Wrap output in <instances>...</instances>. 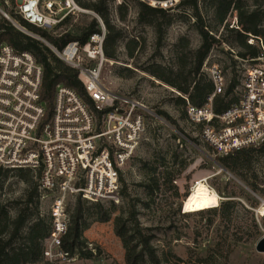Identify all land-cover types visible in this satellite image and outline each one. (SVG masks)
<instances>
[{"label":"rangeland","instance_id":"rangeland-1","mask_svg":"<svg viewBox=\"0 0 264 264\" xmlns=\"http://www.w3.org/2000/svg\"><path fill=\"white\" fill-rule=\"evenodd\" d=\"M152 1H163L165 8L172 7L167 16L158 18L163 25L159 34L152 26L138 23L135 0H108L107 3L111 20L122 36L118 42L117 59H107L102 65L101 82L109 91L141 105L144 116V129L137 147L119 170L125 193L119 197L118 203L113 202L114 207L109 200L100 201L105 208L111 209V218L106 222L96 219L94 202L84 203L83 236L95 257L80 259L74 256L69 261L51 263L125 264L124 249L114 233L112 220L120 213L126 216L135 207L143 232L150 235V241L164 264H264V253L255 250L257 241L264 237V216L255 219L251 210L257 203L251 191L257 195L264 193V151L253 154L250 167L238 170L240 176L228 171L216 160L213 150L201 140L199 128L188 119L183 105L176 101L177 90L151 75L150 68L170 67L176 70L179 50L175 46L181 37L188 40V51L196 49L200 42L192 26L191 11L175 7L179 0ZM16 2L8 0V4L4 5L5 11L10 12L12 17ZM118 6L121 7V15L118 14ZM199 8L207 23L213 24L210 1L201 0ZM84 10L71 15V25H84L92 18L97 19L93 11ZM232 14L233 11L227 21L233 20ZM67 27L70 26H61L56 32ZM215 34L220 37V31ZM223 35L226 36V33L223 32ZM217 48L211 51L208 60L218 62L223 70L225 65H229V60L218 51L223 49L232 51V54L236 48L226 42L221 44L220 49ZM83 63L91 64L86 59ZM121 67L132 69V77H118L117 70ZM230 71L229 66L224 71L227 81ZM159 110L167 112L175 124L159 115ZM172 153L176 154L175 158L171 157ZM165 167L172 182H161L154 195L157 208H143L142 204L148 200L143 186L146 175L151 168L161 171ZM251 181L257 184L256 190L248 187L247 182ZM225 186L227 191H235L238 196L226 195ZM26 187L12 171L0 187V199L12 214ZM174 189L178 192L177 198ZM227 199L236 203L229 220H224L220 213L208 212L207 209L212 207L218 209L221 201ZM74 202L75 198H70L67 208L73 209ZM178 204L181 213H187V216L174 211ZM48 208L49 201L39 199L40 215H47ZM254 222L258 233L253 229ZM169 248L172 254L168 252Z\"/></svg>","mask_w":264,"mask_h":264},{"label":"built area","instance_id":"built-area-1","mask_svg":"<svg viewBox=\"0 0 264 264\" xmlns=\"http://www.w3.org/2000/svg\"><path fill=\"white\" fill-rule=\"evenodd\" d=\"M141 1L165 8L163 1ZM7 4L8 0H0V16L42 41L21 26L15 15L56 33L66 17L86 11L74 0H17L12 17L4 9ZM232 15L229 26L239 29L235 13ZM95 17L100 29L90 34L85 44L69 41L58 49L47 43L60 60L78 70L95 110L108 109L101 115L100 130L94 112L73 89L62 84L56 85L52 113L42 123V65L31 53L17 52L5 42L0 44V167L40 170L39 199L49 201V234L43 242V255L50 263L73 258L62 248L70 198L118 203L119 170L132 156L144 129L143 107L109 91L101 82V68L107 60L103 54L106 30ZM247 42L257 44L259 53L240 59L237 103L221 113L214 110L213 98L224 93L226 78L217 62H209V56L202 69L213 88L205 103L195 106L184 97L188 119L199 127L201 140L218 156L264 143V45L251 35ZM85 59L91 64H84ZM251 193L257 201L251 210L258 219L264 216V193Z\"/></svg>","mask_w":264,"mask_h":264},{"label":"trees","instance_id":"trees-1","mask_svg":"<svg viewBox=\"0 0 264 264\" xmlns=\"http://www.w3.org/2000/svg\"><path fill=\"white\" fill-rule=\"evenodd\" d=\"M135 1L138 9V23L152 26L155 32L159 34L163 25L161 21H158V18L167 16L168 10L172 7H152L144 1ZM209 1L212 8L211 18L213 22L210 25L200 11L199 4L201 0L178 1L175 7L188 8L191 11L192 26L200 37L199 45L193 51H188V40L185 37H181L175 46L179 50L176 70L170 67L161 69H159L160 67H155L156 69L150 68L149 72L155 79L177 90L178 97H176V101L182 104L184 108L186 107L185 98L190 104L201 106L205 103L206 96L211 93L213 88L211 81L206 73L203 72V63L214 48L219 47L220 49L223 42L229 43L236 48L233 51L234 53L231 54L230 52L232 51H224L223 49L218 51L224 53L229 60V65H225L223 70L221 68L222 73L225 75L224 71L228 66L231 70L230 79L228 81L226 79L224 93L213 98L214 110L217 113H221L231 104L238 102L237 88L240 87L241 77L240 59L254 58L259 53L257 44H249L247 42L249 36L258 37L264 45V0H251L252 2L247 0ZM11 2L13 3L14 0H11ZM74 2L83 9L93 11L100 18L106 30L103 54L106 59L116 60L118 42L122 33L111 20L107 4L108 0H74ZM120 5L122 6V4ZM232 11L236 15L239 29L230 27L227 21ZM124 13L126 14V11ZM124 13L123 16L125 15ZM118 14H122L120 6H118ZM14 18L25 29L40 36L58 49L69 41H78L83 45L90 34L100 29V24L95 18H92L84 25H71V16H68L60 22L55 30L64 25L70 27L58 33L33 26L19 16L15 15ZM218 31H220V37L215 34ZM223 32L226 33V36L223 35ZM3 42L10 45L17 52L27 51L31 53L35 60L42 65L40 99L45 104V115L42 123L46 122L52 113L56 85L62 84L73 89L94 112L97 119V130H100L101 115L108 109L95 110L93 101L78 78V70L76 68L60 60L43 42L19 31L12 23L0 16V44ZM135 44L138 45V43ZM185 50L187 51L184 53ZM132 74L133 70L128 67H121L117 70V75L120 78L128 79L132 77ZM158 114L171 122V124H175L167 112L159 110ZM208 147L211 148L209 145ZM256 151H264V143L258 147L236 150L224 156L216 155V160L228 171L240 176L241 173H238V170L250 167L252 156ZM171 157L175 158L176 154L172 153ZM11 171L15 172L27 187L23 196L17 201L13 214L0 199V264H52L43 255V242L49 234V217L48 214L40 215L38 211L40 196L38 179L40 170L0 167V187L3 185L7 174ZM119 180L120 197L125 193L120 172ZM161 182H172V177L166 167L165 169L162 168L161 171L151 168L143 184L148 198L142 204L143 208H157L154 195L159 190ZM247 185L251 190L258 188L254 181L247 182ZM224 189L225 194L229 197L238 196L235 191H227L226 186ZM174 195L176 198L179 196L176 189H174ZM86 202L89 201L79 196L75 197L73 209H68L67 230L62 239V248L71 257L75 256L80 259L95 257V254L88 247L86 238L83 236L86 215L84 203ZM110 203L111 207H114L113 202L110 201ZM235 205L236 203L233 200L227 199L221 201L218 209L212 207L207 210L213 214L220 213L224 220H229L234 212ZM93 208L98 221L106 222L111 218V209L105 208L100 201L94 202ZM174 211L177 214L180 213L183 217L188 215L184 212L181 213L180 204L176 206ZM112 223L114 233L120 239L124 249L125 264H164L150 241V235L143 232L144 230L138 217V210L135 207H132L126 216L123 213L115 215ZM253 229L255 233H258V227L255 222ZM168 252L172 254L171 248H169ZM208 261L209 258H207Z\"/></svg>","mask_w":264,"mask_h":264},{"label":"water","instance_id":"water-1","mask_svg":"<svg viewBox=\"0 0 264 264\" xmlns=\"http://www.w3.org/2000/svg\"><path fill=\"white\" fill-rule=\"evenodd\" d=\"M40 41L43 42L46 46L49 47V44H48L47 42L42 41V40H40ZM255 250H256L257 252L264 253V237L260 238V239L257 241V243H256V245H255Z\"/></svg>","mask_w":264,"mask_h":264}]
</instances>
